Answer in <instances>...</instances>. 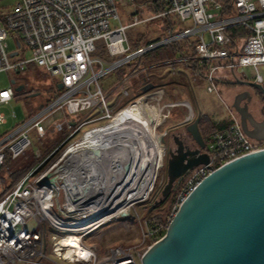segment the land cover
<instances>
[{"label": "built area", "instance_id": "2783aa9c", "mask_svg": "<svg viewBox=\"0 0 264 264\" xmlns=\"http://www.w3.org/2000/svg\"><path fill=\"white\" fill-rule=\"evenodd\" d=\"M161 1L164 9L157 16L136 12L128 23L121 21L115 0H18L8 11H0V72H24L34 65L58 78L47 105H41L35 114L0 135V169L8 154L17 159L31 146V132L45 138L52 129L59 137L46 152L39 148L34 152V165L0 197V264H141L144 251H140L139 244L116 245L101 253L85 239L107 223L129 218L132 209L155 191L164 161L146 196L128 199L131 185L124 183L128 197L121 200V187L108 189L111 174L108 175L103 143L109 135L103 134L102 141L98 133L123 109L144 103L157 111L153 132L164 146L162 139L168 131L160 128L173 110H187L181 126L192 123L195 112L189 100L166 101L162 94L155 105L140 96L116 110L100 85L106 74L135 64L158 47L192 36L194 46L186 49L183 58L207 80L208 92L218 91L223 81H234L235 75L245 79L243 69L247 67H252L253 81L264 86V75L259 69L264 65V0ZM172 15L180 24L190 22L191 27L176 34L172 29L165 38L133 49L130 29L156 17ZM234 28L248 34L234 43L228 33ZM10 36L31 52L30 58H19V51L12 55L15 52L9 49ZM97 51L102 59L94 57ZM134 73L144 78L147 75L145 69ZM130 80L126 76L122 83L127 85ZM146 82L142 81V87ZM59 83L62 89H58ZM121 96L129 97V88ZM13 98L12 87L0 89V105L9 104ZM12 115L16 117L15 112ZM7 124L6 114L0 112V128ZM133 139L140 140L139 134ZM155 141L151 139V146ZM205 143L203 152L209 162L187 175L174 199L172 218L185 198L214 169L264 150V139L249 137L237 115L226 126L211 132ZM136 144L140 150H151L150 144L143 145L138 140ZM53 156L55 159L39 173ZM171 220L147 228L143 244L150 238L162 237ZM66 237L77 238L87 249V258L77 254L67 258L68 247L61 245Z\"/></svg>", "mask_w": 264, "mask_h": 264}, {"label": "rangeland", "instance_id": "374dc122", "mask_svg": "<svg viewBox=\"0 0 264 264\" xmlns=\"http://www.w3.org/2000/svg\"><path fill=\"white\" fill-rule=\"evenodd\" d=\"M18 0H0V11H8ZM115 0L118 11L123 23H128L131 20V16L134 13H138L142 16H157L160 12H151L150 6H156L157 0ZM144 10V11H143ZM191 27L190 22L183 23L172 15L171 17L163 18L156 17L155 19L143 22L129 30L131 39L138 42L154 41L157 39L165 38L169 32L173 29V32L181 33L188 30ZM9 49L11 52L19 51V58H30L31 52L22 45L20 48L17 46L15 39L10 36L8 38ZM178 49L172 48L170 45L158 47L152 51L151 54L145 55L138 59V62L131 67L125 65L121 69H115L100 80L104 95L106 96L109 104L113 105L114 109H119L125 106L134 99H139L142 96L145 102H150V105L157 104L156 101L162 94L165 100L176 99L182 100L188 99L196 113L200 110L204 117L208 118L211 122L219 120L221 117L228 116L232 118L236 115L231 108L235 94L240 90L239 87L234 84H220L218 91H207V80L204 79L197 69L190 66L185 59L184 50L189 46H194L193 37H187L179 40ZM144 42L142 45H145ZM95 58H101L102 55L99 51L94 53ZM99 67L98 64H96ZM126 70L128 79H131L127 85H124L125 77L121 79V70ZM138 69H145L147 75L135 74L134 71ZM260 72L264 75V65L259 66ZM244 78L246 80H253L254 73L252 67L243 69ZM152 82L155 84L150 90L143 92L142 95H135L132 85H139L143 80ZM16 83L13 84L12 81ZM58 78L52 76L50 73L42 68L31 65L28 70L24 72L16 71H2L0 72V89L12 87L14 89V98L7 105H0V112H4L8 118V124L0 128V135L11 130L18 123L31 116L30 113L36 111L45 101H47L54 93ZM23 86L21 91H17V88ZM224 87V88H223ZM125 88H129L130 96L122 97L121 93ZM222 89H224L222 91ZM32 90L40 91L42 94L39 96V100L34 102L29 101L27 96L33 92ZM31 91V92H30ZM33 94V93H32ZM39 105V107H38ZM145 112L149 111V106L140 103ZM162 105V103L160 104ZM260 102L258 99H254L251 104V108L257 115ZM186 109L178 107L173 110L172 115L166 120L160 130H167L169 136L164 144L165 157L164 166L159 170L158 178L156 181L155 191L150 197L137 204L131 211L129 218H121L119 221H112L105 224L101 228L94 231L91 235L87 236L85 243L96 246L101 253H105L108 248L116 245L125 247L133 245H141V252L145 251L148 247V242L143 244L144 232L151 226V220H158L157 225L164 224L172 219V206L174 199L178 192H171L167 196L162 197V191L168 181L167 176V160L169 157L168 146L172 142L170 135L173 133L187 134L188 141H192L189 134L186 131L185 126H181L180 123L186 116ZM13 112L16 113V117H13ZM99 111L96 113L98 114ZM201 114V113H200ZM235 117V116H234ZM231 120V119H229ZM228 120V121H229ZM228 121H226L228 123ZM218 125H225V123H217ZM210 126V127H209ZM179 127V128H178ZM209 131L211 125H208ZM185 132V133H184ZM166 136V137H167ZM31 146L17 159H13L12 164L3 171H0V197L12 188L17 181L27 172H24L18 179L13 180L11 178V172L13 167L18 163H22L27 158L34 157V152L39 148L41 151L45 148H49L54 145L55 140L58 138L52 129L48 130L45 138H40L35 132L30 133ZM9 165V164H8ZM12 168V169H11ZM158 202L153 209L152 206ZM48 252L50 253V243H48ZM51 255V253H50Z\"/></svg>", "mask_w": 264, "mask_h": 264}, {"label": "water", "instance_id": "95a60500", "mask_svg": "<svg viewBox=\"0 0 264 264\" xmlns=\"http://www.w3.org/2000/svg\"><path fill=\"white\" fill-rule=\"evenodd\" d=\"M231 83L248 87L262 98L260 120L247 103L239 106L246 97L244 93L235 95L233 106L243 131L251 138L264 139V86L236 75ZM57 87L62 89L63 85L59 83ZM153 87L154 83L150 82L141 91ZM22 89L20 86L17 91ZM185 128L195 145L185 149L180 146L176 152H169L168 181L162 197L176 191L195 167L209 162V156L203 152L206 143L199 129V118ZM128 168L124 166L123 170ZM140 263L264 264V150L232 160L206 176L179 206L163 236L143 252Z\"/></svg>", "mask_w": 264, "mask_h": 264}, {"label": "bare ground", "instance_id": "6f19581e", "mask_svg": "<svg viewBox=\"0 0 264 264\" xmlns=\"http://www.w3.org/2000/svg\"><path fill=\"white\" fill-rule=\"evenodd\" d=\"M157 116L154 107L149 106V111L145 112L140 103L134 104L120 111L114 117L113 122L98 133L102 141L104 135H109L104 139L106 145L103 143V153L110 170L108 175L111 174L108 189L113 186L114 188L121 187V200L126 201L128 197L124 193L127 188L122 187L124 183L131 185L128 199L146 196L152 188L157 170L163 164L164 146L162 142L156 140L153 132ZM135 134H139L140 140L133 139ZM151 139L156 140L153 146L150 144ZM137 140L143 145L150 144L151 150L145 147L144 150H140L136 144ZM146 141L147 143L144 144ZM124 166L129 167L128 171L123 170ZM61 245L68 247L67 258H72L74 254L82 258L88 256L87 249L79 243L77 238L66 237Z\"/></svg>", "mask_w": 264, "mask_h": 264}, {"label": "trees", "instance_id": "16d2710c", "mask_svg": "<svg viewBox=\"0 0 264 264\" xmlns=\"http://www.w3.org/2000/svg\"><path fill=\"white\" fill-rule=\"evenodd\" d=\"M137 1H140V0H137ZM144 2H146V0H143ZM150 1V0H149ZM148 1V2H149ZM151 8H150V10H151V12H155V14H156V12H161L163 9H164V6H163V3H162V1L161 0H157V4H156V6H150ZM144 11V10H143ZM229 35L231 36V38H232V40H233V42L235 43L237 40H238V38H240V37H242V36H245L246 34H248L246 31H244L243 29H241V28H234V29H231L229 32ZM130 41H131V45H132V47H133V49H138L140 46H142V44L145 42L146 44H148V43H150L151 41H143V42H138V41H136V40H134V39H131V37H130ZM168 45H170L172 48H175V49H178V43L177 42H175V43H171V44H168ZM160 48V47H159ZM153 51V50H152ZM152 51H150L148 54H151L152 53ZM184 53H186V49L183 51ZM189 52H192V50L190 49V51ZM148 54H146V55H148ZM134 63H131V64H128V66L129 67H131L132 65H133ZM121 69V68H120ZM125 75H126V70L124 69V70H121V72H120V76H121V79H123L124 77H125ZM147 83H150V82H146L145 84H147ZM133 86V88H134V92H135V95H142L143 94V92L141 91V88H142V84L140 83L139 85H132ZM33 92H31L30 94H32V93H35V90H32ZM36 93H38V95L37 96H35V97H33V96H27V98L29 99V101H31V102H34L35 100L37 101V100H39V96L42 94V92H40V91H36ZM51 99H52V95H51V97L47 100V101H45L44 103H43V105H47L50 101H51ZM38 107H39V105H38ZM38 110V109H37ZM37 110L36 111H34V112H32V113H30L31 115H33V114H35L36 112H37ZM197 118H199V129H200V132H201V134H202V136H203V139L205 140V142L207 141V139H208V136L210 135V133L211 132H213L214 130H216V129H220V128H222L223 126H225V125H218L217 124V122H214V121H210L208 118H206V117H204L203 116V114H200V113H196L195 114V117H194V120H196ZM193 120V121H194ZM209 123H210V125H211V130L209 131V127H208V125H209ZM59 139V137L55 140V142H57V140ZM50 148V147H49ZM48 150V148H45V150H43V152H46ZM57 156V155H56ZM56 156H53L48 162H47V164H45L44 165V167L43 168H41L40 170H39V173L40 172H42L49 164H50V162H52L54 159H55V157ZM12 161H13V159L11 158V156L8 154L7 156H6V160H5V163H4V165H3V167L0 169V171H3V170H5L6 168H8V166H10L11 164H12ZM37 161V158L35 157V155H34V157H30V158H27V160H25L24 162H22V163H20V164H16L14 167H13V170H12V172H11V178L13 179V180H16V179H18L19 178V176H21L24 172H26L27 170H29L33 165H34V163ZM9 164V165H8ZM12 169V168H11ZM157 222H158V220L156 221V220H151V226L153 227V226H155V225H157ZM150 226V227H151ZM157 239L156 238H150L149 240H148V245H151L152 243H154L155 241H156Z\"/></svg>", "mask_w": 264, "mask_h": 264}, {"label": "flooded vegetation", "instance_id": "af4514ba", "mask_svg": "<svg viewBox=\"0 0 264 264\" xmlns=\"http://www.w3.org/2000/svg\"><path fill=\"white\" fill-rule=\"evenodd\" d=\"M235 86H237V87H239L240 88V90L235 94V95H237V94H239V93H241V94H243V96L245 97L241 102H240V104H239V106H243L245 103H247L248 105H249V108L252 110V108H251V104H252V102L254 101V99L256 98V99H258V101L260 102V107L262 106V98L261 97H257L259 94L256 92V91H254V90H252V89H250V88H248V87H245V86H240V85H235ZM248 92H250V94H252V97H251V95H249L248 94ZM253 92L255 93L254 95H253ZM250 96V98L249 99H247V97H249ZM235 103V96H234V100H233V103L231 104V108H232V111L238 116V113H237V111H236V109H235V107L233 106V104ZM260 107L258 108V110H260ZM253 111V110H252ZM254 113H255V111H253ZM257 115H255L256 116V118L258 119V120H260V119H262L263 117H262V115L260 114V111H257ZM186 127V126H185ZM179 128V127H178ZM185 133V132H184ZM187 134H183V133H180V132H178V133H173V134H171L170 135V138H172V142H171V144L168 146V148H167V150H168V153L170 152V151H173V152H176L178 149H179V147L181 146V148L182 149H185V146L186 147H189V148H194V145H195V142L192 140V141H188V139H187ZM169 136H167V137H165V138H168ZM189 137H190V135H189ZM191 138V137H190ZM192 139V138H191ZM165 142H166V139H165ZM186 177H187V175L183 178V180L181 181V183H180V185H179V187H178V189L180 188V186L183 184V182L185 181V179H186ZM177 189V190H178ZM176 190V191H177ZM171 192H175V191H170V193Z\"/></svg>", "mask_w": 264, "mask_h": 264}, {"label": "crops", "instance_id": "0c3cea01", "mask_svg": "<svg viewBox=\"0 0 264 264\" xmlns=\"http://www.w3.org/2000/svg\"><path fill=\"white\" fill-rule=\"evenodd\" d=\"M224 84H231V85H233L232 83H231V80H228V81H223V82H221V85L223 86ZM234 85H236V84H234ZM154 86H155V84H154ZM221 87V86H220ZM224 88V87H223ZM224 89H222V91H223ZM199 113H201V114H204V115H207V114H205V113H202L200 110L198 111ZM229 119H231L230 117H228V116H225V117H221V118H219V120H216V122L217 123H225V126H226V124H227V122L226 121H228ZM224 127V126H223Z\"/></svg>", "mask_w": 264, "mask_h": 264}]
</instances>
